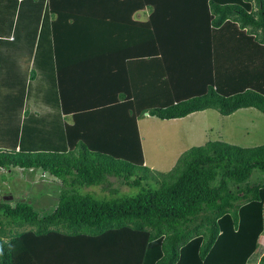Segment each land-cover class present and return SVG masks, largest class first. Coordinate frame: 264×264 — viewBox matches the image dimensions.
Masks as SVG:
<instances>
[{"label": "trees", "instance_id": "1", "mask_svg": "<svg viewBox=\"0 0 264 264\" xmlns=\"http://www.w3.org/2000/svg\"><path fill=\"white\" fill-rule=\"evenodd\" d=\"M250 108L264 114V0H0V173L62 187L44 217L1 198L0 264H248L264 145L211 141L158 172L139 122ZM112 178L139 192L87 193Z\"/></svg>", "mask_w": 264, "mask_h": 264}, {"label": "rangeland", "instance_id": "2", "mask_svg": "<svg viewBox=\"0 0 264 264\" xmlns=\"http://www.w3.org/2000/svg\"><path fill=\"white\" fill-rule=\"evenodd\" d=\"M139 124L146 166L158 172H169L186 151L211 141L243 148L264 145V114L254 108L239 110L229 117L212 109L174 121L144 116ZM50 180V175L42 170L9 169L6 173H0V200L14 199L13 203L24 200L42 217L47 216L57 208L62 190L57 182L53 184ZM118 180L112 178L113 186L94 187L87 193L91 192L99 200H112L134 196L139 192V189L123 186L120 183L122 180ZM250 182L264 184V173L256 171ZM82 193L86 194L85 191ZM261 241L250 264L257 263L259 256H264V239ZM84 264H87V260Z\"/></svg>", "mask_w": 264, "mask_h": 264}, {"label": "crops", "instance_id": "3", "mask_svg": "<svg viewBox=\"0 0 264 264\" xmlns=\"http://www.w3.org/2000/svg\"><path fill=\"white\" fill-rule=\"evenodd\" d=\"M137 17H138V18H139V17L142 18L143 16H142V14H138ZM142 19H144V18H142ZM112 97H115V96H109L108 98L111 99ZM91 98H92V100H93V99H99V98L102 99L101 96H100V97H94L93 95L91 96ZM104 98H106V96H105ZM101 107H102V106H101ZM145 116H146V117H149V116H147V115H145ZM172 121H174V120H172ZM140 122H141V121H140ZM140 122H139V123H140ZM139 127H140V124H139ZM140 132H141V128H140ZM263 236H264V235H263ZM261 239H264V238L262 237ZM261 242H262V241H260V243H261ZM263 255H264V252H263ZM261 259H262V258L259 256V259H258L257 263H256V261H255V262L252 263V264H255V263H256V264H259L260 261H261ZM259 260H260V261H259ZM250 261H251V260H250ZM250 261H249L248 264H250Z\"/></svg>", "mask_w": 264, "mask_h": 264}, {"label": "water", "instance_id": "4", "mask_svg": "<svg viewBox=\"0 0 264 264\" xmlns=\"http://www.w3.org/2000/svg\"><path fill=\"white\" fill-rule=\"evenodd\" d=\"M146 115H147V116H149V114H148V113H146Z\"/></svg>", "mask_w": 264, "mask_h": 264}]
</instances>
